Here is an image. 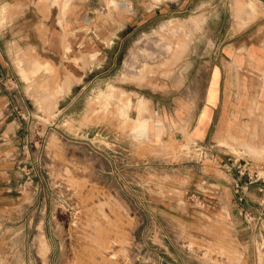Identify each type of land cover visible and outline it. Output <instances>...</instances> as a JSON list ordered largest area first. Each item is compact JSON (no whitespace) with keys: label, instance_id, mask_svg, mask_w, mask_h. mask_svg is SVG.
<instances>
[{"label":"rangeland","instance_id":"rangeland-1","mask_svg":"<svg viewBox=\"0 0 264 264\" xmlns=\"http://www.w3.org/2000/svg\"><path fill=\"white\" fill-rule=\"evenodd\" d=\"M47 1L44 43L51 48L58 23L62 51L36 52L28 39L8 56L39 159L27 165L11 221L0 222V264H184V230L161 211L184 196L176 182L227 178L230 162L264 165L255 137L264 123V0H196L132 26L117 20L120 0L103 14L92 5L90 22L84 0ZM215 64L236 74L230 109L222 106L247 131L203 140L194 123ZM62 79L71 89L60 95ZM142 120L162 130L160 143Z\"/></svg>","mask_w":264,"mask_h":264},{"label":"crops","instance_id":"crops-1","mask_svg":"<svg viewBox=\"0 0 264 264\" xmlns=\"http://www.w3.org/2000/svg\"><path fill=\"white\" fill-rule=\"evenodd\" d=\"M110 1L84 0V21L92 20V5H99L100 13L103 14ZM195 1L120 0L118 4L122 12L117 20L124 26H132V22L133 25L145 23ZM47 4V0H0V81L4 84L0 87V222L4 224L7 220L11 221L15 198L22 195L27 165L39 159L29 140V100L8 56L15 44L23 47L28 39L33 42L32 47L36 52L62 51L58 23L55 24L56 32L51 33V48L47 49L44 43L43 31L48 24ZM126 8L133 11L130 17ZM55 10L53 7L50 11L53 13ZM251 54L255 55L254 52ZM237 64L241 66L240 61ZM212 70V77L207 82V102L197 114L194 136L205 140L210 133L218 139L238 130L246 132L239 128L237 116L231 119L227 111L230 109V91L233 90L235 72L230 67L224 70L220 64L213 65ZM70 89L69 79H62L59 94ZM222 101L227 107L225 110ZM188 115V112L184 113L185 129L188 127ZM139 123L146 125L147 132L144 133H148L150 141L160 143L163 140L159 127L147 120ZM235 178L234 175L227 178L211 175L209 178L202 176L196 182L191 180L190 184L176 182L179 187H188L184 196L163 202L164 206L160 210L170 225L184 230V264H264V222L258 230L249 226L244 219V213H251L255 217L263 215L264 218V190L260 191L264 187H251L244 202H240L233 190Z\"/></svg>","mask_w":264,"mask_h":264},{"label":"built area","instance_id":"built-area-1","mask_svg":"<svg viewBox=\"0 0 264 264\" xmlns=\"http://www.w3.org/2000/svg\"><path fill=\"white\" fill-rule=\"evenodd\" d=\"M4 86L0 81V87ZM226 172L229 175H234L233 182L234 194L238 197L240 202H244L246 194L253 186L264 187V165L245 162L238 164V162H230L226 165ZM234 172V173H233ZM263 188L260 189L263 192ZM244 219L249 226L254 229H260L263 226V215L259 217L252 216L251 213H244Z\"/></svg>","mask_w":264,"mask_h":264},{"label":"bare ground","instance_id":"bare-ground-1","mask_svg":"<svg viewBox=\"0 0 264 264\" xmlns=\"http://www.w3.org/2000/svg\"><path fill=\"white\" fill-rule=\"evenodd\" d=\"M263 90V89H262ZM263 94V93H262ZM264 95V94H263ZM262 97V96H261ZM263 98V97H262ZM261 106V105H260ZM261 113L264 115V110L261 111ZM259 125V124H258ZM260 126V125H259ZM258 129V128H257ZM250 130V129H249ZM255 137L259 139L261 143L264 142V123L262 126H260L259 130L255 132ZM254 150V149H253Z\"/></svg>","mask_w":264,"mask_h":264}]
</instances>
